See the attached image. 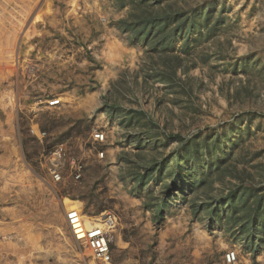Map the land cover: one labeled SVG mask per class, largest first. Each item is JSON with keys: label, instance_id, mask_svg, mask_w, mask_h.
<instances>
[{"label": "rangeland", "instance_id": "374dc122", "mask_svg": "<svg viewBox=\"0 0 264 264\" xmlns=\"http://www.w3.org/2000/svg\"><path fill=\"white\" fill-rule=\"evenodd\" d=\"M77 205L115 214L108 264H244L255 238L264 264V0H0V264H105Z\"/></svg>", "mask_w": 264, "mask_h": 264}, {"label": "built area", "instance_id": "2783aa9c", "mask_svg": "<svg viewBox=\"0 0 264 264\" xmlns=\"http://www.w3.org/2000/svg\"><path fill=\"white\" fill-rule=\"evenodd\" d=\"M49 107H57L63 104L62 98H50L47 100ZM33 134L42 140L47 132L38 125L32 128ZM94 142L103 143L106 141V135L102 130H95L92 134ZM104 150L98 151L100 157L104 156ZM67 158V150L64 144H57L45 154V165L56 182L64 178V161ZM84 162L81 159L72 158L70 161V175L79 180L83 176ZM66 224L73 238L86 245L96 260L105 264L112 261V244L115 240V231L117 229V218L111 211L88 218L80 205L70 206L65 211ZM239 255L237 250L229 249L224 259L227 264H239Z\"/></svg>", "mask_w": 264, "mask_h": 264}, {"label": "crops", "instance_id": "0c3cea01", "mask_svg": "<svg viewBox=\"0 0 264 264\" xmlns=\"http://www.w3.org/2000/svg\"><path fill=\"white\" fill-rule=\"evenodd\" d=\"M244 250L247 255L246 261L243 262L244 264H252V262L258 259V255L263 252L262 246L257 238L252 243L248 242L247 245H244Z\"/></svg>", "mask_w": 264, "mask_h": 264}, {"label": "trees", "instance_id": "16d2710c", "mask_svg": "<svg viewBox=\"0 0 264 264\" xmlns=\"http://www.w3.org/2000/svg\"><path fill=\"white\" fill-rule=\"evenodd\" d=\"M191 147V146H190ZM192 150H193V148H192ZM189 153H191L190 152V149H187V151H186V154H189ZM187 156H190V155H187ZM194 157H196L197 158V156L195 155ZM151 170H153V168H151ZM158 173H161L162 172V168H159V169H157L156 170ZM204 178H202V180H203ZM233 195L232 194H230L226 199H230V197H232Z\"/></svg>", "mask_w": 264, "mask_h": 264}, {"label": "bare ground", "instance_id": "6f19581e", "mask_svg": "<svg viewBox=\"0 0 264 264\" xmlns=\"http://www.w3.org/2000/svg\"><path fill=\"white\" fill-rule=\"evenodd\" d=\"M69 207H70V206L66 207V209L69 208ZM66 209H65V211H66Z\"/></svg>", "mask_w": 264, "mask_h": 264}]
</instances>
